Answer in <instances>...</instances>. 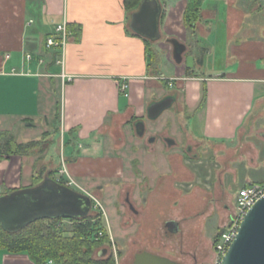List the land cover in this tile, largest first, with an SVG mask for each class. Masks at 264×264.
Wrapping results in <instances>:
<instances>
[{"label": "crops", "instance_id": "obj_1", "mask_svg": "<svg viewBox=\"0 0 264 264\" xmlns=\"http://www.w3.org/2000/svg\"><path fill=\"white\" fill-rule=\"evenodd\" d=\"M126 2L0 0V132L20 143L54 142L58 135L64 146L56 166L49 146L0 159V194L30 186L40 171L59 178L65 167L77 190L112 211L124 196L136 215L157 220L165 179L193 182L195 188L202 187L200 178L210 176L205 165L190 164L196 156L164 152L156 142L169 147L196 142L204 159L219 167L221 187L239 190L264 182V0H203L202 19L194 30L184 23L188 0H159L156 40L131 27L141 2L131 9ZM65 21L70 35L63 65L58 62L61 52L47 48L46 41ZM171 38L187 46L180 63ZM148 44L171 51L175 76L153 67ZM188 56L194 58L193 67L187 65ZM167 79L176 80L173 87ZM167 97H174L171 106L151 119L149 106ZM140 121L143 135L138 133ZM149 124L157 130L148 131ZM218 152L217 162L211 156ZM214 180L213 172L209 184ZM138 199L139 208L133 202ZM0 264L37 263L26 252L0 248Z\"/></svg>", "mask_w": 264, "mask_h": 264}, {"label": "rangeland", "instance_id": "obj_2", "mask_svg": "<svg viewBox=\"0 0 264 264\" xmlns=\"http://www.w3.org/2000/svg\"><path fill=\"white\" fill-rule=\"evenodd\" d=\"M154 50L153 67L156 70L161 69L164 75L169 78L175 76L176 71L173 70V67H176V65L174 64L171 51L162 49ZM190 52H193V50ZM163 54L170 56L171 60ZM215 55H218L217 51ZM214 62H217L216 56L212 60V64ZM166 81L169 87H173L176 82L175 79H167ZM171 123H174V121H168L167 125L171 126ZM157 128V126L152 127L149 124L148 131H156ZM31 134H34V132ZM165 136L164 134L162 136L159 135L162 138ZM33 137H36L35 134ZM57 140L58 135L54 142H50L48 149L49 159L53 161L55 166L59 165L62 151H64V146L57 142ZM147 143L150 146V143ZM156 143L161 146L160 148L164 152L174 150L181 155L185 152L189 157L196 156L198 160L192 162L193 160L189 159L190 164L198 167L205 165L206 173H208L210 179L214 172L216 181L214 180L215 182L211 185L209 184L210 179H204L205 177H202L200 178L202 187L194 188V185L191 186L193 182L189 184V182L180 181L178 184L174 182V178L165 179L162 193L157 199V205L163 208V212L158 214L157 220L152 216L145 219L141 217L142 215H136L128 206L124 196L120 198L115 211H112L107 204L99 199L103 209L105 207V216L103 218L105 224L110 229L109 233L112 240L111 246L108 247V254L104 258H108L111 253L114 254L116 259L115 264H132L135 253L141 251L140 249H151V252L170 257L179 262H185L186 264H214L213 241L219 229L226 226L230 214L234 211V197H236L238 189L220 186L218 180L220 174L219 167H213L207 158L204 159V154L200 152L201 147L198 148L196 142H177L173 147H169L167 142ZM211 157L214 161L216 160L218 162L219 152L213 154ZM219 165L222 168H226L224 164L219 163ZM136 166L138 167L137 164ZM138 172L139 169L137 168ZM204 183L207 187L203 185ZM133 202L137 207L141 204L139 199ZM226 204H229L228 208ZM92 210L99 211V208L93 206ZM113 213L114 216L112 217ZM113 218L116 222L113 221ZM161 220L162 226L156 227ZM168 220H176L179 222V231L177 233H172L166 228L165 223ZM63 222L66 227H71V221L69 219H64ZM131 226L133 228L135 227L132 233L124 235L127 229L129 231Z\"/></svg>", "mask_w": 264, "mask_h": 264}, {"label": "water", "instance_id": "obj_3", "mask_svg": "<svg viewBox=\"0 0 264 264\" xmlns=\"http://www.w3.org/2000/svg\"><path fill=\"white\" fill-rule=\"evenodd\" d=\"M162 6L159 0H143L140 8L133 13L131 27L142 36L151 40L160 38V17ZM173 55L182 62L187 46L176 38H171ZM187 65L193 67V56L187 57ZM174 97H167L149 106L148 116L157 118L171 106ZM138 133L143 135L145 125L137 123ZM153 139V138H152ZM170 145L174 140L168 139ZM93 209V198L89 194L61 183L55 177L46 175L37 185L15 188L0 194V227L8 232H18L41 219H82L88 217ZM166 228L179 231V222L169 220ZM104 248L99 256H105ZM132 264H183L170 257L149 250L138 252ZM222 264H264V196L247 212L238 233L226 254Z\"/></svg>", "mask_w": 264, "mask_h": 264}, {"label": "trees", "instance_id": "obj_4", "mask_svg": "<svg viewBox=\"0 0 264 264\" xmlns=\"http://www.w3.org/2000/svg\"><path fill=\"white\" fill-rule=\"evenodd\" d=\"M126 1L129 9L138 7L141 2ZM202 5L203 0H188L184 12V23L187 28L194 30L195 25L202 19ZM147 51L152 62L155 50L148 44ZM49 143L42 141L20 143L9 132H0V159L11 155H29L37 149L43 151ZM48 175L54 177L53 172ZM44 177L45 171H40L34 176L30 186L39 184ZM64 219L37 220L18 232H8L0 227V248L13 253L26 252L37 264H45L50 259L54 264H115L114 254L110 253L108 258H104L107 254L99 256L101 250L108 249L112 244L101 211L92 210L86 218L69 219L70 228L64 225ZM224 230L225 227L219 229L213 245ZM99 232H102L103 236H99Z\"/></svg>", "mask_w": 264, "mask_h": 264}, {"label": "built area", "instance_id": "obj_5", "mask_svg": "<svg viewBox=\"0 0 264 264\" xmlns=\"http://www.w3.org/2000/svg\"><path fill=\"white\" fill-rule=\"evenodd\" d=\"M70 31L68 29V23L65 21L63 23L57 24L55 27V31L52 35L47 38L46 46L49 49H56L61 52L62 59L58 61L61 64H65L64 55L66 46L69 40ZM2 53L0 52V57H2ZM31 58L30 55L27 56ZM63 78L70 79L71 77L64 74ZM128 87L127 84L123 85V89L125 90ZM67 168H62L60 170L59 178H56L61 183L66 184L69 187L74 189H78L79 185L77 182L69 175L67 172ZM66 176V177H64ZM264 196V182L261 183H252L248 186L242 187L238 190L235 197L234 211L230 215L229 221L225 226V230L221 234L219 240L213 245L214 248V264H222V260L230 245L234 241L237 236L239 227L241 222L247 212L255 205V203L260 200ZM93 198V206H97L99 211L103 213L105 216L104 209L102 204L94 197ZM99 236H103L102 232H99ZM45 264H54L52 259L48 260Z\"/></svg>", "mask_w": 264, "mask_h": 264}]
</instances>
